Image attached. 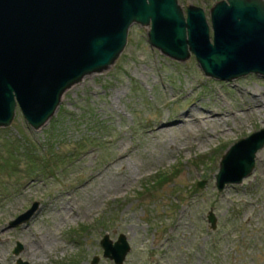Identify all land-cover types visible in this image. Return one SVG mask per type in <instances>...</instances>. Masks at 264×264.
<instances>
[{
    "label": "rangeland",
    "instance_id": "rangeland-1",
    "mask_svg": "<svg viewBox=\"0 0 264 264\" xmlns=\"http://www.w3.org/2000/svg\"><path fill=\"white\" fill-rule=\"evenodd\" d=\"M218 1L178 0L185 14L188 4L204 9L212 41ZM148 29L133 23L115 63L67 89L40 129L19 106L0 128L5 158L14 141L38 148L40 165L32 174L26 160L16 173L0 169L10 188L0 196V264H92L96 255V264H115L103 255L106 233L127 236L123 264H264V147L242 183L219 190L215 177L226 150L264 128V75L208 76L193 53L179 61L152 47ZM204 110L220 115L202 119ZM188 112L198 121L179 126ZM160 173L172 180L158 185ZM36 200L37 213L9 227Z\"/></svg>",
    "mask_w": 264,
    "mask_h": 264
},
{
    "label": "water",
    "instance_id": "water-1",
    "mask_svg": "<svg viewBox=\"0 0 264 264\" xmlns=\"http://www.w3.org/2000/svg\"><path fill=\"white\" fill-rule=\"evenodd\" d=\"M186 11L178 0H0V128L12 124L18 106L34 129L44 126L67 89L115 63L133 23L148 27L151 46L165 55L185 61L193 53L208 76L264 75V0L216 2L213 41L204 9L188 4ZM263 147L264 128L236 140L220 160L218 189L250 176ZM39 207L34 201L9 227L27 223ZM208 221L215 229L213 210ZM101 245L116 264L131 250L123 233L115 242L106 233ZM23 247L18 241L13 252ZM98 261L95 256L92 264Z\"/></svg>",
    "mask_w": 264,
    "mask_h": 264
},
{
    "label": "trees",
    "instance_id": "trees-1",
    "mask_svg": "<svg viewBox=\"0 0 264 264\" xmlns=\"http://www.w3.org/2000/svg\"><path fill=\"white\" fill-rule=\"evenodd\" d=\"M97 125L99 126V124ZM91 129H96L97 131H99L98 128L96 127H91ZM7 142L4 145V148L9 152L10 158H5L3 154L0 152V169L1 170L2 169H12L16 173L18 169L20 168L22 161L26 160L27 165L29 164L28 167L26 168V171L28 174H32L35 171H38L36 167L40 165L38 164V161L35 160V155H36L35 153L36 151H38V148H34L35 150L32 148L27 151L26 150L20 151V149L15 146L16 143L14 141H7ZM19 157L21 158L20 160L18 159ZM41 162L42 164H46V159H42ZM171 180L172 179L170 176L160 173L156 182L158 183V185H163L164 183H167ZM9 191H10V188L8 185H4L3 183H0V196L4 194H8Z\"/></svg>",
    "mask_w": 264,
    "mask_h": 264
},
{
    "label": "bare ground",
    "instance_id": "bare-ground-1",
    "mask_svg": "<svg viewBox=\"0 0 264 264\" xmlns=\"http://www.w3.org/2000/svg\"><path fill=\"white\" fill-rule=\"evenodd\" d=\"M203 113L205 114L206 117L202 116L203 117L202 119L212 118V117H216V115H220V114H215V113H213L210 110H204ZM192 117H193V115L190 114L189 112L186 113L185 115H182V117L180 118V125L179 126H182L183 124L188 123V122H191V121H198V120H196V119H194ZM160 122H162V121H160ZM164 130H165L164 128L154 127L153 129H151L149 131L150 132H152V131L162 132ZM119 156H120L119 158H121V157H123V154L122 155H119ZM63 221H65V218L63 219ZM54 243L56 244L57 243V240H54Z\"/></svg>",
    "mask_w": 264,
    "mask_h": 264
},
{
    "label": "flooded vegetation",
    "instance_id": "flooded-vegetation-1",
    "mask_svg": "<svg viewBox=\"0 0 264 264\" xmlns=\"http://www.w3.org/2000/svg\"><path fill=\"white\" fill-rule=\"evenodd\" d=\"M113 241V240H112ZM114 242V241H113ZM100 259V258H99ZM115 264H116V262H115Z\"/></svg>",
    "mask_w": 264,
    "mask_h": 264
}]
</instances>
